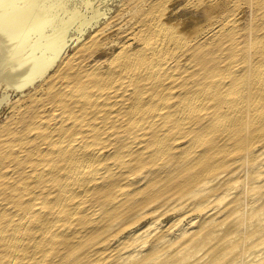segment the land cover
Here are the masks:
<instances>
[{
	"label": "bare ground",
	"instance_id": "obj_1",
	"mask_svg": "<svg viewBox=\"0 0 264 264\" xmlns=\"http://www.w3.org/2000/svg\"><path fill=\"white\" fill-rule=\"evenodd\" d=\"M179 1L68 39L58 0H0V264H264V0ZM171 200L199 226L114 244Z\"/></svg>",
	"mask_w": 264,
	"mask_h": 264
},
{
	"label": "rangeland",
	"instance_id": "obj_2",
	"mask_svg": "<svg viewBox=\"0 0 264 264\" xmlns=\"http://www.w3.org/2000/svg\"><path fill=\"white\" fill-rule=\"evenodd\" d=\"M47 1L48 0H46V3H49L50 0L48 2ZM56 1L57 0H55V2ZM71 1L72 0H58L57 7L53 10L54 15H56L57 17L54 16V18L52 20V24H51L52 26L50 24H48L49 27H48V25L46 26V33L52 32L53 28H51V27L57 28L60 25H63L62 22L68 21L69 25H67V28H66V32L68 34L67 37H68V39L71 38L72 36L75 37L79 33V29H80V25H81L82 21L87 16L90 17L97 10L102 11V12H108V14H107V16H108L111 12H113L119 8V6L122 4L123 0H95V1L94 0H80V1L79 0H76V1L73 0L74 1V2L72 1L73 3ZM116 1H118V2H116ZM145 1L146 0H125V2L128 3V6H130V8H133V9H134L135 4L141 5V4H144ZM184 4H185V0H181L176 4V6L183 7ZM72 5H73V7H72ZM111 9H112V11H111ZM180 12H179L180 17L189 18L191 15L194 14V9L192 8V6L189 5V6H187V11H184V12L180 11ZM71 16H72V18H70ZM33 38L36 40L37 36L36 37L34 36ZM72 47H70L69 50H71ZM4 93L5 92H3V90H1L0 95H5ZM20 96H21V94L20 95L14 94L12 96V103ZM9 108H10V106H6L3 112L0 111V126L6 120V117L9 115V113H10ZM174 205H176V206L174 207ZM164 210H167V211H164ZM186 211H187V213H185ZM148 212L149 213L143 215L137 222L127 226L128 229L126 228L123 232H120L116 236V238L114 239V241H113L114 244L117 245L123 241H129L128 239H131V238H132L131 241H134L137 244L140 241H142V240L144 241L147 239V240H149L148 241V244H149L150 239H152L154 237V234H156L157 232L160 233V231L163 228L167 227V224L170 225V229L167 232V237L168 238H170V237L176 238L177 236H181L180 233H183L185 231L184 229L197 228L199 226V224L201 223L202 219L205 217V214L203 212H201L199 210H192V206H187V205L183 206L181 201H175V200H171L168 203H164L161 201H155V202L148 205ZM191 214H192V216H191ZM165 223H166V225H165ZM127 231H128V233H127ZM146 234L147 235L149 234V235L146 236ZM125 236H126V238H125ZM136 248L137 249L139 248L138 245ZM132 249H135V247ZM128 251H129V249H128Z\"/></svg>",
	"mask_w": 264,
	"mask_h": 264
}]
</instances>
